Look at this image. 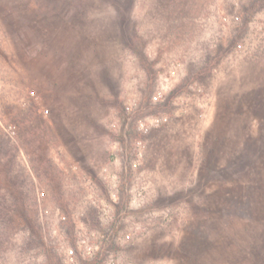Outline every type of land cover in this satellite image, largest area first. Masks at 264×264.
Wrapping results in <instances>:
<instances>
[{"label":"rangeland","instance_id":"rangeland-1","mask_svg":"<svg viewBox=\"0 0 264 264\" xmlns=\"http://www.w3.org/2000/svg\"><path fill=\"white\" fill-rule=\"evenodd\" d=\"M0 136V264H264V0H0Z\"/></svg>","mask_w":264,"mask_h":264},{"label":"trees","instance_id":"trees-1","mask_svg":"<svg viewBox=\"0 0 264 264\" xmlns=\"http://www.w3.org/2000/svg\"><path fill=\"white\" fill-rule=\"evenodd\" d=\"M39 133V131H36ZM42 133V132H41ZM35 134V133H34ZM47 137H25L26 152L30 163L38 176L55 179V169L49 163L46 154L47 149L38 148ZM17 147L0 136V237L5 235L13 219L19 217L25 221L28 219L25 190L26 176L16 162ZM8 186H3L4 183ZM24 188V190H23ZM3 241L0 238V246Z\"/></svg>","mask_w":264,"mask_h":264}]
</instances>
